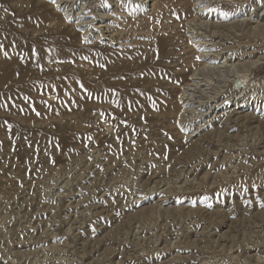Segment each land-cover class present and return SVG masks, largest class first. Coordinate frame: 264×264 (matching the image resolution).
I'll list each match as a JSON object with an SVG mask.
<instances>
[{
  "label": "rangeland",
  "instance_id": "obj_1",
  "mask_svg": "<svg viewBox=\"0 0 264 264\" xmlns=\"http://www.w3.org/2000/svg\"><path fill=\"white\" fill-rule=\"evenodd\" d=\"M111 31L128 45L108 49ZM191 42L226 55L174 129L141 66L203 54ZM0 238V264H264V0H0Z\"/></svg>",
  "mask_w": 264,
  "mask_h": 264
},
{
  "label": "bare ground",
  "instance_id": "obj_2",
  "mask_svg": "<svg viewBox=\"0 0 264 264\" xmlns=\"http://www.w3.org/2000/svg\"><path fill=\"white\" fill-rule=\"evenodd\" d=\"M190 4V3H189ZM235 6V5H234ZM189 7V6H188ZM205 10V9H204ZM153 12V11H152ZM186 13V12H185ZM188 13V12H187ZM195 16V15H194ZM167 20V19H166ZM188 20H190V19H188ZM194 20V19H193ZM183 21V20H182ZM189 22V21H188ZM195 22V21H194ZM190 23H192V22H190ZM179 24V23H178ZM185 24V23H184ZM165 25V24H164ZM196 26V25H195ZM188 27V26H187ZM185 29H186V26H185ZM188 29V28H187ZM193 29V28H192ZM175 31V30H174ZM190 31H191V29H190ZM189 31V32H190ZM149 32V31H148ZM167 32V31H166ZM185 32H186V30H185ZM164 33V32H163ZM203 33V32H202ZM236 33V32H235ZM149 34V33H148ZM171 34V33H170ZM183 34V33H182ZM92 35V34H91ZM118 34H115V33H113L112 31L111 32H109V34H107V36L105 35V37H104V34H103V38H105L106 40H108V43H107V46H108V49L109 48H111V49H113L114 48V46H116V45H118L119 47H121V46H125V44H127V43H125L124 45H120V43H118V39H117V36ZM164 35V34H163ZM167 35V34H166ZM154 36V35H153ZM169 36V35H168ZM176 36H178L177 34H176ZM183 36V35H182ZM187 36V35H186ZM100 37V36H99ZM101 37H102V35H101ZM155 37V36H154ZM118 38H119V36H118ZM189 38V37H188ZM192 38V37H191ZM102 39V38H101ZM124 39V38H123ZM158 39V38H157ZM166 39V38H165ZM119 40H121V39H119ZM126 40V39H125ZM125 40H123V41H125ZM130 40V39H129ZM128 40V41H129ZM150 40V39H149ZM162 40V39H161ZM163 41V40H162ZM180 41V40H179ZM146 42V41H145ZM148 42V41H147ZM192 43V46L196 49V50H199V51H203V54H201V52L198 54V52H197V54L195 55V57H194V55H192L191 53H188L185 49H178L179 50V52H176V51H178L177 49L176 50H174V52H176V53H173V54H175L174 56L173 55H171V56H173V57H171V58H169V59H165L166 57H167V55H166V57H163L164 59H165V61H164V59H162L160 56V58H158L157 57V55L156 56H154V54L152 53V55H153V57H155V59H156V57L158 58L157 60H155V59H153L154 61H152V63L150 62L151 61V57H152V55H151V57L150 56H148L147 54H146V51H144L145 52V57H146V63L145 64H143L144 65V67H142L141 66V70H143V74H142V72H139L138 74H142V76H144L145 77V80H146V78H149L151 81H152V83L154 82L153 80H152V78H154V79H157L155 76H157L158 77V91H157V89H156V91L158 92V94H159V102H158V107H157V105H156V108H155V111H153V109H154V107H155V104H152V106H153V109H152V107H149V108H151V109H149V110H152L153 112H155V114H153V112L152 111H150V112H152V113H150V116L152 117H154V118H157L158 120H165V124H166V121L168 122L167 123V126L168 125H170L172 128H174L172 125H174L175 124V122H178L177 120H179V117H181V114L183 113V111H184V109H185V111H186V109L187 108H189V107H191L192 106V100L194 99V93L197 91V89H202L201 87H202V85H201V83H202V79H200V76H202V72L204 73L205 71H204V69L205 68H207V67H205L207 64L206 63H208V61L209 60H211L213 63L214 62H216L218 59H219V57H222V58H224L225 57V55H222V53L221 52H224L225 51V49H223L224 51H220V52H218L217 54H213V55H207V51H205L206 50V45H204V44H198V43H196V44H193V42H191ZM247 43V42H246ZM153 44V43H152ZM128 45V44H127ZM191 45V44H190ZM213 45V50H216V48H217V46H216V44L215 43H213L212 44ZM222 46V45H221ZM220 46V47H221ZM172 47V46H171ZM178 47V46H177ZM219 47V48H220ZM240 47V46H239ZM127 48V47H126ZM136 49V48H135ZM157 49H159V46H158V48ZM156 49V51L158 52V50ZM161 49H162V47H161ZM160 49V50H161ZM191 49V48H190ZM193 49V48H192ZM230 49V48H229ZM125 50V49H124ZM145 50V49H144ZM153 50V49H152ZM220 50H222V48H220ZM154 51V50H153ZM172 51V50H171ZM171 51H170V53H171ZM218 51V50H217ZM123 52V51H122ZM148 52V51H147ZM168 52V51H167ZM233 52V51H232ZM117 53V51L115 52V54H113V55H116V58L118 57V56H120L119 54H116ZM149 53V52H148ZM246 53V52H245ZM143 54V53H142ZM159 54V53H158ZM161 54V53H160ZM159 54V55H160ZM112 55V54H111ZM164 55V54H163ZM162 55V56H163ZM229 56V55H228ZM109 57V56H108ZM144 57V56H143ZM144 57V58H145ZM148 57H150L149 59H148ZM152 57V58H153ZM113 58V57H112ZM106 59V60H104V59H98V60H96V62H95V70H94V89H95V91H96V95H97V97H96V99H95V102H96V100H97V102H99V105H98V103H97V105H98V110H101V109H103L104 110V112L105 113H107L108 115L109 114H112V108H111V105H113L115 102H114V98H113V94H112V85H113V80L115 81V79H114V76H115V73H117L116 71L114 72V70L116 69V63H115V60L114 59ZM123 58V57H122ZM143 58V61L145 60ZM196 58V59H195ZM230 58V57H229ZM228 58V59H229ZM251 58V57H250ZM228 59H227V57L225 58V61H223V62H227L228 61ZM125 60V59H124ZM150 60V61H149ZM246 60V59H245ZM122 61V60H121ZM132 61V60H131ZM207 61V62H206ZM231 62V61H230ZM238 62V61H237ZM128 63H130V62H128ZM139 63H141V62H139ZM143 63V62H142ZM121 65V64H120ZM119 65V68H122V66H120ZM122 65H125V64H122ZM249 65V64H248ZM255 65H256V63H255ZM212 66V65H211ZM253 66V65H252ZM134 67V66H133ZM115 68V69H114ZM135 68V67H134ZM143 68V69H142ZM131 69H132V67H131ZM211 69V68H210ZM129 70V69H128ZM127 69H126V71H128ZM140 70V69H139ZM140 70V71H141ZM120 71V70H119ZM125 71V72H126ZM130 71V70H129ZM136 71H138V69H136ZM250 71V70H249ZM121 72H124V69L121 71ZM125 72H124V75H121V77L123 78L124 76H126L125 75ZM131 73H134L135 72V70L134 71H130ZM129 72V73H130ZM120 72H118V74H119ZM128 73V72H127ZM127 74V75H131V73L130 74ZM137 73V72H136ZM136 73L135 74H133L134 76H136ZM137 74V75H138ZM215 74V73H214ZM238 74V73H237ZM120 75V74H119ZM239 75V74H238ZM240 75H242V74H240ZM132 76V75H131ZM140 76V75H139ZM154 76V77H153ZM234 76H236V74L234 75ZM115 77H117V76H115ZM120 77V76H119ZM230 77V76H229ZM118 78V77H117ZM116 78V79H117ZM128 78V77H127ZM137 78H138V76H137ZM140 78H142V77H140ZM228 78V77H227ZM121 79V78H120ZM120 79H119V81H120ZM124 79V78H123ZM122 79V80H123ZM131 79H132V77H131ZM142 79H144V78H142ZM246 79H251V76H249V75H247V74H245L244 76L242 75V76H236L235 77V79H233L234 81L231 83L232 84V89H233V92H236V93H241V90H242V88L244 89V88H246V84H247V81H246ZM126 80V79H125ZM129 80V79H128ZM148 80V79H147ZM209 80V79H208ZM252 80V79H251ZM119 81H116V82H114V84L115 83H117V82H119ZM136 81H140L139 80V78H138V80L136 79L134 82H136ZM211 81V80H210ZM221 81V80H220ZM228 81V80H227ZM129 82H130V80H129ZM141 82V81H140ZM146 82V81H145ZM149 82V81H148ZM155 82L157 83V81L155 80ZM154 82V83H155ZM250 82V81H249ZM126 83V82H125ZM139 83V82H138ZM211 83V82H210ZM129 84H132L131 82L129 83ZM140 84V83H139ZM144 84V83H143ZM150 84L151 83H149V85H147V86H145V88L147 87L148 88V86H150ZM135 85V83L132 85V86H134ZM136 85H138V84H136ZM145 85V84H144ZM226 85V84H225ZM248 85V84H247ZM252 85V84H251ZM250 85V86H251ZM131 86V85H130ZM141 86H142V84H141ZM152 86V85H151ZM153 86H154V84H153ZM211 86V85H210ZM214 86V85H213ZM138 86H135L134 88L136 89ZM155 87V86H154ZM154 87H152V89H155ZM249 87V86H248ZM129 88V87H128ZM127 88V90H128V92H132V91H134L135 89H131V87L129 88V89H131L130 91H129V89ZM133 88V87H132ZM139 88H140V85H139ZM142 88V87H141ZM143 88H144V86H143ZM147 88H146V90H147ZM151 88V87H150ZM223 88V87H222ZM113 89H115V85H114V88ZM118 89V88H117ZM116 89V90H117ZM122 89V88H121ZM116 90H114V91H116ZM142 90V89H141ZM119 91H120V89H119ZM148 91V90H147ZM150 91H151V89H150ZM149 91V92H150ZM153 91V90H152ZM206 91V90H205ZM219 91V90H218ZM244 91V90H243ZM242 91V92H243ZM135 92V91H134ZM137 92H139V91H137ZM144 92V91H143ZM149 92L147 93V92H145V93H147V94H144L143 95V97H145V95H148L149 94ZM116 93H117V91H116ZM126 93H127V91H126ZM140 93V92H139ZM155 93V92H154ZM153 93V94H154ZM119 94V93H118ZM117 94V95H118ZM129 94V93H128ZM133 93H131V95H132ZM152 94V92L150 93V95ZM95 95V94H94ZM116 95V94H115ZM138 95H141L142 96V94H138ZM137 95V96H138ZM157 95V94H156ZM156 95H154V97L156 96ZM238 95V94H237ZM128 96V95H127ZM133 96V95H132ZM141 96H139V97H141ZM153 96V95H152ZM151 96V101H152V97ZM210 96V95H209ZM208 96V97H209ZM118 97V96H117ZM116 97V98H117ZM131 96H129V98H130ZM135 98H136V96H134ZM133 97V98H134ZM143 97H142V99H141V101H145V99L143 100ZM147 97V96H146ZM150 97V96H149ZM122 98V97H121ZM128 97H127V99H129ZM132 98V97H131ZM134 98V99H135ZM138 98V97H137ZM156 98L157 97H155V100H156ZM205 98V97H204ZM148 99V98H147ZM158 99V98H157ZM123 100V99H122ZM121 100V102H122V104L121 105H123L124 103V101H122ZM133 100V99H132ZM135 100H137V99H135ZM138 100H139V98H138ZM137 100V101H138ZM119 101V100H118ZM129 101H130V99H129ZM140 101V100H139ZM149 102H150V100H148ZM120 102V103H121ZM156 102V101H155ZM203 102H204V100H203ZM118 103V102H117ZM154 103V102H153ZM207 103V102H206ZM96 103H94V105H95ZM142 104V103H141ZM197 104V103H196ZM210 104V103H209ZM118 105V104H117ZM125 105V104H124ZM131 105V104H130ZM149 105V104H148ZM207 105V104H206ZM114 109H116V105L114 104ZM126 106V105H125ZM144 106V105H143ZM213 106V105H212ZM96 107V106H95ZM128 107V106H127ZM126 107V108H127ZM134 107V106H133ZM132 107V108H133ZM146 107H147V104H146ZM203 107V106H202ZM118 108H119V106H118ZM123 108H124V106H123ZM122 108V109H123ZM125 108V109H126ZM128 108H130V107H128ZM135 109H137V111H139L138 109L140 108V109H142V108H144L145 109V106L144 107H138V108H136V106L134 107ZM133 108V109H134ZM192 108H194V106L192 107ZM119 109H121V108H119ZM125 109H123V110H125ZM199 109V108H198ZM117 110V109H116ZM148 110V107H147V109H146V111ZM188 110V109H187ZM115 111V110H114ZM118 111V110H117ZM126 111H127V109H126ZM137 111L136 112H134V115L137 113ZM145 111V110H144ZM184 111V112H185ZM188 111H190V110H188ZM188 111H186V112H188ZM192 111V110H191ZM95 112V111H94ZM119 112H120V110H119ZM121 112H125V111H122L121 110ZM120 112V113H121ZM128 112V111H127ZM131 112H132V109H131ZM130 112V113H131ZM141 112V111H140ZM149 112V111H148ZM148 112H146V114L148 113ZM199 112V111H198ZM201 112V111H200ZM96 113V112H95ZM97 113H99L100 114V112L98 111ZM119 113V114H120ZM194 113V112H193ZM149 114V113H148ZM151 114H153V115H151ZM95 115V114H94ZM122 114H120V116H121ZM124 115V114H123ZM122 115V116H123ZM131 115V114H130ZM137 115V114H136ZM135 115V116H136ZM140 115V114H139ZM142 115H143V113H142ZM185 115V114H184ZM100 116V115H99ZM98 116V117H99ZM101 116H102V114H101ZM114 116V115H113ZM112 116V117H113ZM119 116V117H120ZM121 116V117H122ZM148 116V118H149V115H147ZM199 116V115H198ZM197 116V117H198ZM97 116H95V119L97 120L98 118H96ZM103 117H104V113H103ZM124 117V116H123ZM122 117V118H123ZM127 116H125V118H126ZM136 117H138V119H139V116L137 115ZM143 117V116H142ZM142 117H141V119H142ZM191 117V116H190ZM194 117V116H193ZM106 118H107V116H106ZM110 118H111V115H110ZM125 118H123V119H125ZM128 118L129 119H132V118H134V117H132V118H130L129 117V114H128ZM109 119V118H108ZM107 119V120H108ZM114 119V118H113ZM112 119V120H113ZM127 119V118H126ZM135 119V118H134ZM137 119V118H136ZM135 119V121H137ZM138 120L139 121V123H138V125L140 124V121H141V123H142V120L144 119V120H146V118H143L142 120ZM152 119V118H151ZM181 119V118H180ZM193 119V118H192ZM93 120V119H92ZM116 120H117V117H116ZM119 120H121V119H119ZM133 120V119H132ZM131 120V121H132ZM149 120V119H148ZM155 120V119H154ZM100 121H101V119H100ZM100 121H97V122H100ZM106 121V120H105ZM109 121V120H108ZM118 121V120H117ZM121 121H123V120H121ZM127 121H129L128 119L126 120V122ZM137 121V122H138ZM157 121V120H156ZM116 122V121H115ZM134 122V121H133ZM137 122H135V123H137ZM144 122V121H143ZM146 122V121H145ZM159 122V121H158ZM179 122H180V120H179ZM102 123V122H101ZM121 123V122H120ZM164 123V122H163ZM96 124V123H95ZM147 124V123H146ZM145 123L144 124H142L143 126L144 125H146ZM178 124V123H177ZM116 125V124H115ZM121 125H123V123L121 124ZM141 125V126H142ZM176 125V124H175ZM149 126V125H148ZM162 126V125H161ZM166 126V127H167ZM119 127V126H118ZM165 127V126H164ZM179 127V126H178ZM120 128V127H119ZM124 128V127H123ZM167 128H170V127H167ZM187 128V127H186ZM158 129V128H157ZM175 129V128H174ZM179 129V128H178ZM177 129V130H178ZM109 130V129H108ZM114 130V129H113ZM132 130V129H131ZM184 130V129H183ZM142 131V130H141ZM187 131V130H186ZM111 132V131H110ZM121 132H123V131H121ZM127 132V131H126ZM140 132V131H139ZM166 132V131H165ZM173 132V131H172ZM195 132V131H194ZM144 133V132H143ZM174 133V132H173ZM126 135V134H125ZM135 135V134H134ZM157 136V135H156ZM189 136V135H188ZM118 137V136H117ZM133 137V136H132ZM111 138V137H110ZM131 138V137H130ZM186 138V137H185ZM188 138V137H187ZM104 139V138H103ZM167 139V138H166ZM112 140V139H111ZM169 145V144H168ZM192 174V173H191ZM61 176V175H60ZM93 179V178H92ZM57 182V181H56ZM101 205V204H100ZM65 206V205H64ZM62 209V208H61ZM106 210V209H105ZM74 217V216H73ZM83 221V220H82ZM83 226V225H82ZM196 231V230H195ZM32 235V234H31ZM195 237V236H194ZM15 238V237H14ZM1 239V238H0ZM46 239V238H45ZM28 241V240H27ZM27 243V242H26ZM11 245V244H10ZM54 245V244H53ZM45 246V245H44ZM167 248V247H166ZM161 252H163V251H161ZM167 252V251H166ZM260 258V257H259ZM175 260V259H174ZM263 260V259H262ZM182 261V260H181ZM175 263V262H174Z\"/></svg>",
  "mask_w": 264,
  "mask_h": 264
},
{
  "label": "snow or ice",
  "instance_id": "obj_3",
  "mask_svg": "<svg viewBox=\"0 0 264 264\" xmlns=\"http://www.w3.org/2000/svg\"><path fill=\"white\" fill-rule=\"evenodd\" d=\"M4 55L7 56V53L5 52ZM25 99H27V98H25ZM89 139H91V137H89Z\"/></svg>",
  "mask_w": 264,
  "mask_h": 264
}]
</instances>
